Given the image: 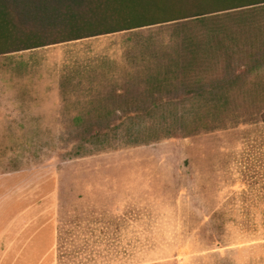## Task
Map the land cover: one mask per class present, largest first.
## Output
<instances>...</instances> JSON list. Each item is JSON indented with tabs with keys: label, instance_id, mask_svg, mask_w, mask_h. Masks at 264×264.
<instances>
[{
	"label": "rangeland",
	"instance_id": "374dc122",
	"mask_svg": "<svg viewBox=\"0 0 264 264\" xmlns=\"http://www.w3.org/2000/svg\"><path fill=\"white\" fill-rule=\"evenodd\" d=\"M222 23L0 55V264H264V6Z\"/></svg>",
	"mask_w": 264,
	"mask_h": 264
},
{
	"label": "trees",
	"instance_id": "16d2710c",
	"mask_svg": "<svg viewBox=\"0 0 264 264\" xmlns=\"http://www.w3.org/2000/svg\"><path fill=\"white\" fill-rule=\"evenodd\" d=\"M260 6L264 0H0V55L167 24L184 33L192 55L201 48L192 33L199 28L214 54L227 29L222 22Z\"/></svg>",
	"mask_w": 264,
	"mask_h": 264
}]
</instances>
